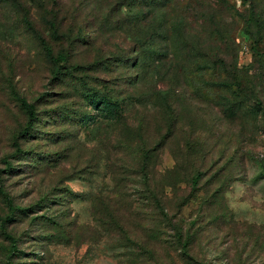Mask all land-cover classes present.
Instances as JSON below:
<instances>
[{"label":"rangeland","instance_id":"obj_1","mask_svg":"<svg viewBox=\"0 0 264 264\" xmlns=\"http://www.w3.org/2000/svg\"><path fill=\"white\" fill-rule=\"evenodd\" d=\"M0 264H264V0H0Z\"/></svg>","mask_w":264,"mask_h":264},{"label":"trees","instance_id":"obj_2","mask_svg":"<svg viewBox=\"0 0 264 264\" xmlns=\"http://www.w3.org/2000/svg\"><path fill=\"white\" fill-rule=\"evenodd\" d=\"M64 56H59L58 58L54 59V63H57L58 61L64 60ZM20 105L21 107L29 114L30 120L34 119L35 113L33 111V104L28 103L25 99L21 98L20 99Z\"/></svg>","mask_w":264,"mask_h":264}]
</instances>
